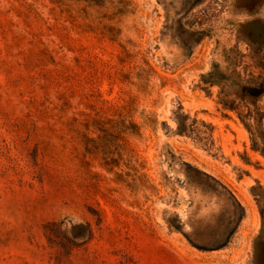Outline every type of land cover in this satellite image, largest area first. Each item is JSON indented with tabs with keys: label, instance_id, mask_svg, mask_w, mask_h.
Instances as JSON below:
<instances>
[{
	"label": "rangeland",
	"instance_id": "obj_1",
	"mask_svg": "<svg viewBox=\"0 0 264 264\" xmlns=\"http://www.w3.org/2000/svg\"><path fill=\"white\" fill-rule=\"evenodd\" d=\"M0 264H264V0H0Z\"/></svg>",
	"mask_w": 264,
	"mask_h": 264
}]
</instances>
